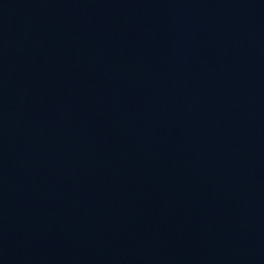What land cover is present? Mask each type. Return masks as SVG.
Returning a JSON list of instances; mask_svg holds the SVG:
<instances>
[{"label":"water","instance_id":"95a60500","mask_svg":"<svg viewBox=\"0 0 264 264\" xmlns=\"http://www.w3.org/2000/svg\"><path fill=\"white\" fill-rule=\"evenodd\" d=\"M0 264H264V0H0Z\"/></svg>","mask_w":264,"mask_h":264}]
</instances>
